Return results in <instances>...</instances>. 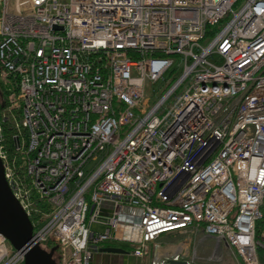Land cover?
I'll list each match as a JSON object with an SVG mask.
<instances>
[{"label": "built area", "instance_id": "1", "mask_svg": "<svg viewBox=\"0 0 264 264\" xmlns=\"http://www.w3.org/2000/svg\"><path fill=\"white\" fill-rule=\"evenodd\" d=\"M0 158L60 264L120 226L137 259L202 231L261 264L264 0H0Z\"/></svg>", "mask_w": 264, "mask_h": 264}, {"label": "crops", "instance_id": "2", "mask_svg": "<svg viewBox=\"0 0 264 264\" xmlns=\"http://www.w3.org/2000/svg\"><path fill=\"white\" fill-rule=\"evenodd\" d=\"M117 236L120 241L107 246L123 248L127 253L99 251L92 264H159L166 259L185 260L189 264H230L229 257L237 261L225 243L206 236L202 231L162 234L150 243L149 251L143 259L130 254L139 238V232L131 227L120 226ZM223 245L228 252L221 249Z\"/></svg>", "mask_w": 264, "mask_h": 264}, {"label": "water", "instance_id": "3", "mask_svg": "<svg viewBox=\"0 0 264 264\" xmlns=\"http://www.w3.org/2000/svg\"><path fill=\"white\" fill-rule=\"evenodd\" d=\"M0 234L17 251L24 253L23 264H60L56 259L57 246L51 249L34 243V226L15 197L5 176V167L0 158ZM101 252L127 253L120 247H101ZM159 264H189L185 260L166 259Z\"/></svg>", "mask_w": 264, "mask_h": 264}, {"label": "rangeland", "instance_id": "4", "mask_svg": "<svg viewBox=\"0 0 264 264\" xmlns=\"http://www.w3.org/2000/svg\"><path fill=\"white\" fill-rule=\"evenodd\" d=\"M171 72H172V71L170 70V71H168V72L165 74V79H166V80H169V79L172 78ZM147 87H150L152 90L154 89L155 91H159V90H160V92H161V91L164 89V83H163L162 80L159 81V82H157V83H155V84L148 83ZM148 90H149V88H148ZM182 90H183V88H181L180 91H179L178 93H181ZM156 100H158V99H157V98H152V99H151V105H152ZM171 102H172V99H171V101H170L166 106L170 105ZM221 249H222L224 252H228V251H226V249L224 248V245L221 247ZM228 263H230V264H240L238 261L232 260L231 257L228 258Z\"/></svg>", "mask_w": 264, "mask_h": 264}, {"label": "trees", "instance_id": "5", "mask_svg": "<svg viewBox=\"0 0 264 264\" xmlns=\"http://www.w3.org/2000/svg\"><path fill=\"white\" fill-rule=\"evenodd\" d=\"M218 28H213V29H211V31H209L210 33H213V32H216V30H217ZM262 212H263V215H264V205L262 206ZM258 226H259V228L261 229V230H264V222L263 221H259V224H258ZM51 247V245L49 244V245H46V248H50ZM259 260H260V263L261 264H264V250L262 249V250H260L259 251Z\"/></svg>", "mask_w": 264, "mask_h": 264}]
</instances>
